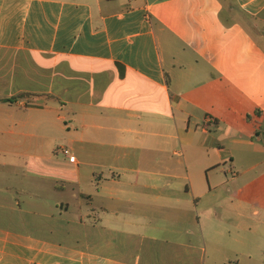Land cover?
<instances>
[{
  "label": "crops",
  "instance_id": "crops-1",
  "mask_svg": "<svg viewBox=\"0 0 264 264\" xmlns=\"http://www.w3.org/2000/svg\"><path fill=\"white\" fill-rule=\"evenodd\" d=\"M233 117L260 138L264 0H0V176L38 184L0 185V264H264Z\"/></svg>",
  "mask_w": 264,
  "mask_h": 264
},
{
  "label": "rangeland",
  "instance_id": "rangeland-1",
  "mask_svg": "<svg viewBox=\"0 0 264 264\" xmlns=\"http://www.w3.org/2000/svg\"><path fill=\"white\" fill-rule=\"evenodd\" d=\"M235 127L237 129V133L235 134L234 138L239 139V140H250L252 141V146H244V145H235L234 147H231V149L236 150V152H233L235 156H242V155H256L259 157H264V125H262L261 127H256V131L258 130L259 132V136L260 138L258 139L257 136H255L254 133V124L253 123H249L247 127H242L240 126L241 123L238 122V120L235 119V117L232 118ZM261 131V133H260ZM251 151L255 152L254 154L251 153ZM229 165V161H226L225 163L222 162V167L227 168V166ZM261 168H264V164H262L260 166ZM231 176V175H229ZM16 177V178H15ZM0 178H2L0 180V185L1 186H11V187H15L17 189H22V188H36L34 185H38L35 180H31V179H24L21 176L17 177L15 175H2L0 176ZM31 186V187H30ZM51 184L46 183L41 190H36L37 192L41 193L39 196L42 200H45L48 202L49 205L52 206L51 210H47V206L44 202L40 201L38 203H33L31 202L26 196H22V195H18L17 197H19V201L22 203L21 207L25 208V209H30V210H36L41 209V210H45L42 212L45 213H50L52 215H57L59 214L60 211V207L59 209H55L54 205L55 203H58V199L61 198V196L55 194L52 192V189L50 188ZM38 193V194H39ZM0 197H2L3 201L6 200V198H8L5 195H0ZM68 197V196H67ZM37 204V205H36ZM70 206H69V210L68 212H63L62 213V218L60 219H65L67 217H71L72 215H74V203L73 202H69ZM5 214V211L3 212V216ZM1 215V214H0ZM1 217V216H0Z\"/></svg>",
  "mask_w": 264,
  "mask_h": 264
}]
</instances>
